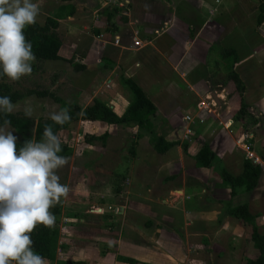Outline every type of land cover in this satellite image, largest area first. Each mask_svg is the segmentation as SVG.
Here are the masks:
<instances>
[{
  "label": "rangeland",
  "instance_id": "rangeland-1",
  "mask_svg": "<svg viewBox=\"0 0 264 264\" xmlns=\"http://www.w3.org/2000/svg\"><path fill=\"white\" fill-rule=\"evenodd\" d=\"M32 2L41 5L36 17L41 24L66 4L74 5L83 15L90 11L94 17L97 12L99 19L108 18L107 13L117 5L109 18L111 23L114 21L109 29L117 27V18H126L131 24L124 28L129 34L119 47L106 44L96 57L97 46L102 47L101 41L107 39L93 31L98 26L82 29L73 38V45L67 47L69 38L62 18L58 29L64 45L62 52L79 59L83 52H74L89 46L94 52L90 59L100 63L76 71L64 60L35 59L31 62L35 71L22 76L15 84L17 88L50 89L68 104L81 107L99 98L122 115L128 106L126 101L112 99L119 91L127 96L125 100L132 99L123 82L127 76L136 80L157 107L153 118L156 133L135 122L108 125L100 121H79L59 132L61 144L70 146L73 153L67 157L68 163L57 170L59 182L70 191L57 203L59 211H55L56 205L50 208L55 216L52 227L59 229L54 264H64L66 260L81 262L76 264H122L118 260L119 247L111 240L122 233L118 228L126 223L147 230L153 244L160 246L140 260L144 264H245L247 258L257 255L251 239L254 224H245L228 211L233 204L248 203L249 211L256 216L255 226L264 234V0ZM75 23L80 26L79 20ZM133 29L143 36L146 32L155 37V51L147 50L150 44L134 45ZM223 47L239 52L236 71L245 84L248 110L258 118L256 124L242 127L233 123V102L222 95L221 86L216 84L223 72L214 65ZM13 104V112L25 113L30 107L35 123L62 110L52 98L36 95ZM188 115L192 120L184 121ZM3 127L19 136L12 127ZM106 131L110 135L105 145L101 140L92 144L84 141L85 134ZM159 132L180 144L158 153L153 141ZM183 143L189 145L187 152ZM206 143L215 154L214 165L198 175L194 155ZM246 157L263 166L258 186L252 191L238 187L237 196L229 189L222 191L226 187L219 183L223 170L239 174ZM178 162L188 170L186 179ZM182 185L185 191H177ZM225 220L244 235V242L240 241L237 248L219 231Z\"/></svg>",
  "mask_w": 264,
  "mask_h": 264
},
{
  "label": "trees",
  "instance_id": "trees-1",
  "mask_svg": "<svg viewBox=\"0 0 264 264\" xmlns=\"http://www.w3.org/2000/svg\"><path fill=\"white\" fill-rule=\"evenodd\" d=\"M116 6L110 10V13H107L109 18L117 10ZM72 9L73 6L69 4L61 5L54 15L48 16L45 19L43 24L36 21L34 25L26 26L23 31L26 40L32 45V52L35 55V59L41 61L64 60L69 62L74 70L82 71L87 68V64L83 62L84 56H80L76 60L74 56H68L63 53V40L58 31L60 20L65 15L71 13ZM261 11L262 13L264 12V3L261 5ZM220 53V61L223 64L220 65L223 66L225 74L218 83L225 89L227 99L233 102V120L241 122L244 127L252 123L256 124L258 118L252 111L249 112V106L244 96L245 84L239 73L235 70L237 51L232 47H224ZM31 67V73H33L35 68L33 65ZM0 72H2V69H0ZM19 80L12 81L7 76L0 75V97L8 96L12 103H16L31 95L49 97L57 103H60L62 109H67L71 119L63 125L55 123L50 118H40L35 123L32 117L25 115L23 112L6 114L0 111V127L5 126L4 121L8 119L11 123L7 126L12 127L19 134L16 142L17 149L23 147L24 143L29 140L40 142L46 126L50 125L53 133L58 135L60 131L70 129L71 125L79 121H100L108 125L135 122L140 128L151 133H156L153 118L157 113V107L132 77H123V82L130 90L132 99L130 98V103L122 115H119L108 103L99 98H94L91 104L86 107H81L74 103L68 104L50 89L30 87L21 90L15 86ZM109 135L107 131L100 135L88 133L85 134L84 141L92 144L96 140H101L102 144L105 145ZM176 144L180 143L169 140L161 134L157 135L153 141V147L158 153H165ZM182 147L187 152L189 145L188 143H183ZM72 153L73 150L70 146L61 144V151L58 155L68 157ZM214 156L215 154L210 145L206 143L194 155L195 164L197 167H211ZM262 172V164L254 163L250 158L246 157L243 160V169L239 174L234 175L227 170H223L222 183L225 186H229L233 193L236 192V188L238 187H242L246 191H252L258 186ZM59 209L60 206L56 204L55 211L57 212ZM228 213L245 224H254L251 231V239L254 242L257 255L247 258L245 264H264V234L255 226L256 216L249 211L248 203L231 206ZM31 238L34 242L33 250L45 258L46 264H54L59 242V229L38 224L31 233ZM118 260L124 264H144L132 256L119 255ZM76 262L81 263L80 261L66 260L64 264H76Z\"/></svg>",
  "mask_w": 264,
  "mask_h": 264
},
{
  "label": "clouds",
  "instance_id": "clouds-1",
  "mask_svg": "<svg viewBox=\"0 0 264 264\" xmlns=\"http://www.w3.org/2000/svg\"><path fill=\"white\" fill-rule=\"evenodd\" d=\"M40 7L32 0H0V75L12 81L32 72L35 55L23 30L36 23ZM15 108L10 97H0V111L11 114ZM25 115H32L30 107ZM49 118L61 125L71 119L67 109ZM10 123L5 119V126ZM17 139L0 127V264H46L33 250L31 233L38 224L54 225L50 208L70 191L57 175L68 158L58 155L62 141L50 125L40 142L29 140L17 149Z\"/></svg>",
  "mask_w": 264,
  "mask_h": 264
},
{
  "label": "crops",
  "instance_id": "crops-1",
  "mask_svg": "<svg viewBox=\"0 0 264 264\" xmlns=\"http://www.w3.org/2000/svg\"><path fill=\"white\" fill-rule=\"evenodd\" d=\"M71 6H73V9H72L71 13L65 15V17H64V20L66 22L65 28H66V32H67L66 38L67 37L69 38V40L66 42L68 44L67 47L73 45V41H74L73 38L76 37L77 34L82 31V29L85 30V31H88L92 24H93V27L95 25L98 26V28L93 30L95 33H97L98 35L101 34V37H105V38L107 37V39H103V41H101L102 47L97 46V49H99V52H97V56L96 57L101 55V51H102L101 49H105L106 48V44L119 47L120 45H115L114 44V42L117 39V37H119V40L121 42L122 38L127 36V34H129L128 29H127V34H126V30L123 31L126 26L131 24V22H126V18H124V19L123 18L122 19L117 18L116 19L117 27L114 26L115 28L112 31V30L109 29V26L113 25L112 23H114V21L111 23V21L109 20V16L106 19H99V16H97V12H96L95 16L92 17L90 11H88L89 15L88 14L83 15L84 12L80 13L79 10L75 9L74 5H71ZM56 12H57V10H55V13ZM76 12H78L79 17H76ZM125 15L127 16L129 14H127V12H126ZM50 16H52V15H50ZM76 20L80 21V23H79L80 26L75 23ZM82 23H84V25H82ZM93 27H91V29ZM75 31H76V33H75ZM113 34H114V37L113 38L111 37L110 38L111 40H110L109 36H112ZM144 34H145V36H143L139 30L133 29L132 34H131L132 42H134L133 38L139 39L142 44H144V43H145V45L146 44L147 45L150 44V47H148L147 50L153 49V51H155L156 48H155V46L152 43L153 39L155 37L151 38L150 36H148L146 34V32ZM100 40H102V39H100ZM70 43H71V45H70ZM151 44H152V46H151ZM63 46H62V51H63ZM122 46H123V44H122ZM88 47L89 46H86V47L82 46L81 49L79 48V51L78 52H74V54L83 52V55H82V56H84L83 62H85L88 65L87 68H90L89 64H93L95 66L99 61L95 62L93 57H92V59H90L89 56L90 55H94V52H92L91 49H88ZM235 50L237 51V56H238L239 52H238L237 49H235ZM144 51H146V50H144ZM220 51H221V48L219 49L218 58L215 60V66L214 67L217 70L223 72V75H224L225 72H224V69H223V66H222L223 64H222V61H220V54H221ZM77 56H79V55H77ZM77 59L78 58L76 57V60ZM218 61H219V63H217ZM220 64H222V65H220ZM236 65H237V61H236ZM236 65H235V70H236ZM217 66H219V67H217ZM223 75H222V77H223ZM222 77L220 79H222ZM218 82H219V80L216 82V84L220 85ZM221 88H222V86H221ZM222 90H223V94L222 95H224V94L226 95L225 89L222 88ZM124 96L125 95L124 94L123 95L120 94V91H119V92H117L116 96H114V98L112 99V102H115V100H117L119 98V99H122L123 101H126V105H129L130 100L129 101L127 99L125 100V97L127 98V96H125V97ZM215 96H216V98L218 97L216 95V92H215ZM226 97H227V95H226ZM103 101H105V100H103ZM218 101L221 102V100H218ZM111 107H114V106H111ZM127 107L123 110V113L126 111ZM233 123H235L236 125H240V126L244 127L241 122H236V121L234 122L233 121ZM238 128H239V126H238ZM160 134L164 135V133H160ZM177 164H178L177 167L181 168L180 169V173H182L183 179H186L187 178V171H188L185 168L186 166L183 165V163H181V162H178ZM213 165L214 164H212L211 167H197L196 164H195L196 170L200 171V173L196 172V170H194V171L198 175H203L204 169L205 170H209V169L211 170L213 168ZM183 182H185V180H183ZM219 183L223 184L222 181L219 182ZM215 184H217V182ZM219 186L220 185H218L217 187H214L213 189L214 190H218ZM228 189L231 192L230 188L227 187V186L221 188L222 191H228ZM176 190L177 191H181V192H182V190L185 191V186L182 185V187H180V189H176ZM231 193H232L233 196H237V192H235V193L231 192ZM236 205L237 204H233V206H236ZM228 223H229V221L225 220L224 224L221 225L219 231H220L221 234H225L226 236H228L230 244L234 245V247L237 248L238 244H240V241L242 243L244 242L245 238H242L244 235L241 232L237 231L236 227L234 225H228ZM118 230L122 231V233L119 234L118 237H116V236L113 237L111 241H112V243H114L115 245H117L119 247L118 249L120 251V253H119L120 255L132 256V257H135V258H137L139 260H142L145 255H148L149 253L154 252L153 248L154 249H158V250L160 249V246H157V245L153 244L154 239L152 238V235L149 234L147 232V230L145 231V230L141 229L139 226H137L135 224L126 223L123 226H121L120 228H118ZM156 252H158V251H156ZM122 264H124V263H122Z\"/></svg>",
  "mask_w": 264,
  "mask_h": 264
},
{
  "label": "built area",
  "instance_id": "built-area-1",
  "mask_svg": "<svg viewBox=\"0 0 264 264\" xmlns=\"http://www.w3.org/2000/svg\"><path fill=\"white\" fill-rule=\"evenodd\" d=\"M134 39V45H136V46H140L142 43H141V41L139 40V39H136V38H133ZM114 44L115 45H118V44H120V40H119V37H117V39L115 40V42H114ZM183 120L184 121H191L192 120V117L191 116H184L183 117ZM187 133H190L189 131L187 132Z\"/></svg>",
  "mask_w": 264,
  "mask_h": 264
}]
</instances>
